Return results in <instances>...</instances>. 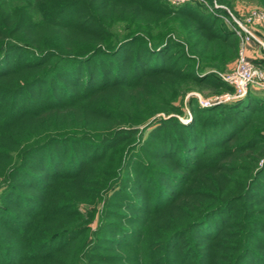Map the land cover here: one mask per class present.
Listing matches in <instances>:
<instances>
[{"label": "trees", "instance_id": "16d2710c", "mask_svg": "<svg viewBox=\"0 0 264 264\" xmlns=\"http://www.w3.org/2000/svg\"><path fill=\"white\" fill-rule=\"evenodd\" d=\"M40 1L43 0H35L34 9L41 17L30 25L38 34L37 39L28 37L31 28L25 20L30 17H18L13 12L11 15L16 17L0 13V83L18 82L20 75L37 73L45 68L72 87L63 88L59 79L49 76H37L15 89L0 85V98L5 102L9 100L3 109L0 107V129H6L0 133L2 135H7L18 120L26 117L38 120L32 121L34 125L52 121L65 125L71 119L82 121L84 115L77 114L76 110L61 113L62 109L82 103L85 96H90L91 100L116 88L125 89L122 91L128 94L131 104L143 112L148 107L146 100L159 97L162 90L178 95L175 89L169 90V83H207L218 89L229 87L214 72L224 69L223 60L217 64L209 62L207 47L216 44L219 50L214 56L232 61L240 49V39L197 1L174 7L166 0H57L56 7L48 8L49 11ZM258 1L264 7V0ZM70 14L72 18L64 20ZM121 16L126 18L133 33L111 40L114 38L107 34L109 24ZM149 16L156 24L168 20L176 21V24L182 21L188 29L191 25V35L185 43L179 40L173 28L160 35L154 30ZM147 23L149 27L145 31L138 26ZM48 28L71 30L72 42L65 45L44 43L37 30ZM133 49H136L135 55L130 57L128 54ZM15 53L22 54L23 59L14 61ZM79 55H85V58L77 59L75 56ZM110 56L121 62H114L112 66L104 59ZM38 83L51 86L45 92L48 95L40 94L48 106L41 110L36 101L21 104L22 95ZM80 86L82 96L71 92V88ZM58 95L66 102H61ZM230 103L201 109L198 102L192 100L193 121L188 126L176 117L160 120L151 138L143 145V151L152 153L146 148L154 147L158 153L151 155L158 166L164 165L163 168L152 170L154 174L143 171L131 176L128 172L131 167L135 169L134 162H127L122 170H127L128 177L110 182L109 189L120 186L129 190L127 187L130 186L133 195L127 200L128 205L120 207L124 212L112 211L111 203L106 205L105 217L109 218V212L115 219L102 221L91 240L88 230L81 226L63 231L60 229L64 228L45 230L40 227L36 230L39 233L33 235L31 228L34 229L36 222L27 224L24 216L37 219L55 214V217H61L75 208L74 204L66 202L52 205L48 194H53L62 182H80L84 173L94 168L86 170L93 162L101 164L110 149L128 142L135 131L126 133L121 126L133 121L122 115L120 108L108 115L100 111L97 115L100 120L105 117L109 121L104 123L105 131L97 137L65 133L67 135L49 137L25 150L19 157V165L17 161L8 170L0 185H5L10 194L18 195V206L23 212L18 215V220L12 215L10 207L17 204L15 199V202L7 200L8 203L0 208V222L3 219V223L19 225L18 230L12 231L17 239L14 244L0 241V264H13L16 258L20 264H84L82 260L85 264H96L95 254L100 250L119 252L121 249L131 256L143 243L148 255L145 264H264V219L257 218L264 216V206H261L264 204V165L259 168L264 159V133L255 128L250 138L239 141L241 133L250 127L247 116L264 112V93L250 92L245 98ZM97 104L100 105L99 101ZM166 105L178 111L173 104ZM48 110V113H42ZM5 153L0 154V159L12 158L11 153ZM42 154H46V158H42ZM38 159L39 163L36 162ZM29 161L33 163V171ZM141 163L142 160L137 164ZM20 189L40 191L44 194L43 199H47L41 200L38 194L23 195ZM80 190L93 192L87 186ZM235 210L238 211L235 213ZM69 216H76V213ZM21 224H27L25 230L20 228ZM30 238V247L24 250L23 244ZM124 260L116 254L102 262L126 264ZM136 263L139 264L137 258Z\"/></svg>", "mask_w": 264, "mask_h": 264}, {"label": "rangeland", "instance_id": "374dc122", "mask_svg": "<svg viewBox=\"0 0 264 264\" xmlns=\"http://www.w3.org/2000/svg\"><path fill=\"white\" fill-rule=\"evenodd\" d=\"M48 1L47 0L40 1V4L45 5V8L47 10L48 8L54 9L56 7L55 3L57 2V0H48ZM166 1L169 5H172L174 7H178V6L185 4V3H182V4L179 3L177 5V4H173L172 2H170V0H166ZM189 1H197V0H189ZM203 1L204 2H200V1H197V2L201 3L204 9H206L209 13L212 14V12L209 10V6H213L215 3H217L218 5L224 6L236 18L240 20L245 19V17L253 10L264 11V7L260 4L258 0H224L223 2L219 0H203ZM36 3L37 2H35V0H0V13H3L4 15L6 14L11 15V12H13V13H17L18 17L21 15V17L23 18L28 16L30 17V19L28 20L27 18L25 21H26V24L30 27L32 23H35V21L41 17V15L38 14L36 10L34 9V6L36 5ZM79 11L77 13H79ZM12 17H16V16H12ZM71 18H72V15L70 14L68 16H65L64 20H70ZM220 19L226 25H228L223 18H220ZM149 20L151 24L154 25V30L158 31L160 35H162L163 33H166V31H169V28H173L174 31H176L177 37L183 43H185L187 41V38L191 35L192 26L188 25L189 26V29H188L187 26H184L183 24H181L182 21H179L176 24V21L169 22L167 20V21H163L161 24H156L155 19L152 18V16H149ZM25 21L23 20V22ZM109 25L110 27H109V31L107 32V34L108 36H111L112 38H114L111 40H115V38L117 37L122 39L126 35L133 33L132 29L128 27V24H126V18H123V16H121L119 19H117L116 21H114L112 24H109ZM138 26L143 31H145V29L149 27L148 23L146 25H142V27L140 24H138ZM30 28L31 29L28 32L29 39H37L38 34L34 31V29H32L33 26ZM159 29H161L162 31H159ZM37 31L40 32L39 36L43 38L44 43L52 42L53 44H56V45H65L67 43L72 42V39L70 36L71 30L48 28L45 31H42L40 29ZM257 34H258V37L264 41V26L257 29ZM11 41L21 44L20 42H18V40H15V39H12ZM19 41H23V40H19ZM192 41H195V39H193ZM25 43L27 42L25 41ZM255 44L256 43H251L250 46H254L255 49L261 53V57H264V50L261 49L257 44L256 45ZM209 46L211 47L210 48L207 47L208 54H209V56L207 57L208 61L211 62L212 64H217L223 60V64H224L223 65L224 69L221 70V72L219 71L218 72L214 71V72H216L220 78L223 75H227L228 73H230L237 65L240 49L237 52L235 59L231 61L230 59H225V60L220 59L219 55L214 56L216 51L219 50L216 44H210ZM240 47H241V42H240ZM135 51L136 49H133L132 51L129 52L128 55L132 57L133 55H135ZM84 56L85 55H81V56L79 55L75 57L77 59L78 58L84 59L85 58ZM248 56H249V51H248ZM110 57H108V59L107 58H104V59L108 63L111 62L112 66L114 62H117V61L121 62L119 58L115 59V58H112V57L110 58ZM21 59H23L22 54L15 53L14 61L19 62L21 61ZM250 59L254 62L258 70H261L264 72V60L262 58H259V57L257 58V55H256L255 57H250ZM92 65L94 67V64ZM31 70H36V69H31ZM92 71L94 72V68L92 69ZM50 73L51 72L49 71H45V68L38 71L37 73L27 72L26 74H22L20 75V77H18V82L7 81V82L0 83V85H5L6 88L15 89V87L19 86L20 84H24V83L28 84L30 81L34 80L37 76H44L45 78L49 76V78L55 79L57 75L54 73H51L50 75ZM56 79H59L60 85L63 88L72 87L70 84L66 82H61V78L56 77ZM38 84L34 85L33 87L34 89L32 88L28 93L22 95L21 104H24V102H28L31 100V101H36V103L39 105L38 108H40V110L48 107L45 105L43 101V96L49 94V93L46 94L45 92L49 91L51 86L49 84L47 86H42L43 84H40V85ZM169 84H170L169 90L172 91L175 89L178 95L175 96L174 93L166 92L162 90L161 92H159L160 94L159 97L153 96L152 98L149 97L148 100H146V102L147 103L149 102V103H148V107H146L143 110V112L137 111L135 109V106L131 104V100L128 94L122 91L123 88L122 89L116 88L113 90H107L106 92L98 96H94L93 98H91V100H90V96H85L86 99L83 98L82 103H79L72 108L69 107V108L62 109L61 113H65L69 110L70 111L76 110L77 114H80L81 116L84 115V118L81 117L82 121L81 120L76 121V120L71 119V120H67V124L65 125L59 124L55 121L47 122V123L37 122L34 125L32 121H38V120H36L35 118L32 120V119H29V117H26L22 120H18L16 125H14L11 129L7 131L8 132L7 135L6 133L3 135L0 134V154H6L5 152H7V153H11L12 155V158L10 157V159L8 158H6V160L0 159V185H2L4 183L3 182L4 178L9 173L8 170L11 167L15 166L17 164V161L19 165L20 163L19 157L24 153L25 150H27L28 148H31L37 143L44 141L47 138L52 137V136H64L63 134L65 133L76 134L80 136L89 135L93 137H97L98 135L102 134L106 128V126H104V123H108L109 120H105V117L103 118L104 120H100L101 118L97 116L100 113V111H103V112L105 111V113L107 114L117 108H120L119 111H121L122 115L127 116L130 121H133L131 124L122 125L121 127L124 129V132L127 133V132H130L129 130H132V131H135V134L130 136L128 142L119 144V146H116L115 148H113V150L110 149V151L108 152L107 159L101 164L99 163V161H97V163L93 162L90 165V167H88L86 170L92 167L94 168L84 173L80 182H76L74 184V182H68L67 179L58 178L59 181H67V182H62L61 185L57 187V190L54 191L53 194H51L52 197H50L51 195L48 194V198H51V201H53L52 205L60 204V202H66L72 205L74 204L75 208L73 209L71 208L69 210L66 209L68 210L66 214L67 216L63 215L61 217H55L56 216L55 214L49 215L48 217L45 216L44 218L40 216L37 219H35L34 217L28 218L27 216H24L25 217L24 222H26L27 224L31 221L36 222L34 225V229H33V226L31 228L32 229L31 234L34 235V233L35 234L39 233V231L37 232L36 230L40 229V227H42L45 230H47L48 228H52L53 230L64 228V229H60L61 231H63V230H68L74 227L81 226V227H84L86 231L88 230L87 232L88 239L89 240L93 239L94 237L93 233L98 230L102 221H105L106 219H111V220L115 219V217H113V215L110 214L109 212H108L109 218L105 217L107 215L106 205H109L111 203L110 205H113L112 211H115L117 213H119V211L124 212L125 210L123 209L120 210V207L128 205L127 200H129L131 195H133L130 192V189L132 188L130 186L127 187L129 188V190L128 189L123 190L125 188L120 187V186H116L114 189H109L110 182H114L115 180L117 181L122 176L123 177H126V176L128 177V175L137 176L138 173L140 172L144 173L143 171H145V173L149 172L150 174V172H152V170L154 169L156 170L158 168H163L164 165L160 164V166H158L159 163L156 162V159H153L154 156L152 155L158 153V151H156L154 147L148 146L146 148V150L152 151V153L143 151L145 150L143 145L149 138H151L152 131H154L155 128L158 127V122L162 119L164 120V119H169L171 117H176L177 119H179V121L182 124H184L185 126H188L193 121V113L190 109V103L192 100H196L201 109H209L217 105H214L208 108L203 107L201 105L200 100L208 101L216 97H219L225 93L233 91L232 87L229 84H227L229 87H226L224 89L223 88L218 89L217 87L211 84H207V83L200 84V85L193 84V83L191 84L185 83L184 85H175L174 83H169ZM82 86L76 87L75 89L71 88V92L81 95ZM229 88L231 90H229ZM250 92L262 94L264 93V90L252 88L251 91H249V93ZM42 93H43V96L40 95ZM57 97L61 102L63 103L66 102V99L65 100L61 99L59 95ZM5 101L0 98L1 108L5 107L9 103V100H7V102ZM98 101L100 105L99 104L95 105V103ZM104 101L106 103H104ZM118 102L121 104V106H118L119 105ZM166 103L173 104L175 107L178 108V111H175L173 108H170L169 105L165 106ZM218 105H221V104H218ZM49 111L50 110L44 111L42 113L46 114ZM16 114H17L16 116L18 119V112ZM0 116H2V111H0ZM246 121L249 123L248 125H250V127L243 134L241 133L240 135L241 139L239 140L240 142H243L244 140L250 138L255 128L258 131L264 133V112L258 113V114L256 113L255 115L253 114V116H247ZM58 125H61V126H58ZM4 131L0 129V133H4ZM127 135H130V134H127ZM45 155L46 154H42V158L43 157L46 158ZM141 160H142V163L138 165L137 163L140 162ZM132 161L134 162V164L132 165H134L135 169L131 167V170H129L128 175H126L127 170L123 171L122 169L125 168L124 166L127 162L132 163ZM36 162L39 163V159ZM164 163L165 165H171V166L173 165L171 162H164ZM32 164L33 163L29 161V165L31 167L30 169L33 171ZM263 165H264V159L260 161L259 168L263 167ZM148 167L150 168V170H148ZM52 172L54 173L55 170L52 169ZM120 173H121V176L119 175ZM151 174H154V173L152 172ZM71 179L72 178H70L69 180ZM23 182L24 180L20 182L19 185H22ZM82 186L84 187L87 186V187L92 188L93 192H84V191L81 192L80 189L82 188ZM19 191H21L23 195H26V196H33V195L38 194L42 198V199L40 198L41 200L47 199V198L43 199L44 194H42L40 191L37 192L35 190H28V189H20ZM119 194H120V198L117 199ZM122 194L124 195V198L122 197ZM121 198H123L124 200H120ZM14 199L15 201H17L16 202L17 204H15L14 206L11 205L10 210H11L12 215L16 216L18 220V215L23 213L22 209H20V207L18 206V199L20 198H18V195L16 196V194L14 193L10 194L8 189H6L5 185L0 186V208H3V206L6 205L5 203H8L7 200L14 201ZM56 200L59 202H54ZM114 205H116V207H114ZM117 206H118V209H117ZM261 206H264V204ZM108 209L109 207L107 208V210ZM236 211L238 210H235L234 212L236 213ZM75 213H76V216H69L70 214L74 215ZM261 217H264V216H260L257 218L264 219ZM27 224L25 225L21 224L20 228L25 230ZM15 225L17 227H15ZM18 228H19V225L15 224V222H8V223L4 222L3 223V219H2L0 222V241L1 242L3 241L4 244H9V243L14 244V241L16 242L17 239L13 235L12 231L18 230ZM40 234H38L37 238H39ZM82 243H80L79 246H81ZM30 244H31V238L29 239V241L27 240L24 242L23 249L24 250L28 249L30 247ZM20 247L22 248L20 244V239L18 238V249H20ZM104 247L105 245L103 246V249ZM107 247L109 246L107 245L106 248ZM109 249H112V248H109ZM146 249H147V246L146 244L143 243L141 245V248H135L131 256H129L130 254L129 252H124L121 249L119 252L100 250L95 254L97 258L96 264H108V261L107 262L105 261L102 262V261L108 260L109 258L111 259V257L116 254H118L119 256H122L123 259H125L123 263L137 264L136 263V258H137L139 264H145L143 262L144 260L147 261V258H148V255H146V252H145ZM215 254H217V249L215 250ZM82 261L85 264V260H82ZM16 263L20 264L19 258H16L15 260H13V264H16ZM48 264H51V263H48Z\"/></svg>", "mask_w": 264, "mask_h": 264}, {"label": "built area", "instance_id": "2783aa9c", "mask_svg": "<svg viewBox=\"0 0 264 264\" xmlns=\"http://www.w3.org/2000/svg\"><path fill=\"white\" fill-rule=\"evenodd\" d=\"M189 0H170L173 4L186 3ZM204 2L203 0H197ZM209 10L218 18H223L228 26L236 33L241 42L239 59L235 68L223 75L222 80L229 84L233 91L208 101H201L203 107H212L218 104L229 103L243 99L252 88L264 90V72L258 70L254 62L248 56L249 46L256 43L264 50V41L258 37L257 29L264 26V11L253 10L245 19L236 18L224 6L215 3L209 6ZM255 44V45H256Z\"/></svg>", "mask_w": 264, "mask_h": 264}, {"label": "crops", "instance_id": "0c3cea01", "mask_svg": "<svg viewBox=\"0 0 264 264\" xmlns=\"http://www.w3.org/2000/svg\"><path fill=\"white\" fill-rule=\"evenodd\" d=\"M255 54L257 55V58L259 57V58H262L264 60V57H261V53L259 51H257L254 46H250L249 47V56L255 57L256 56Z\"/></svg>", "mask_w": 264, "mask_h": 264}]
</instances>
